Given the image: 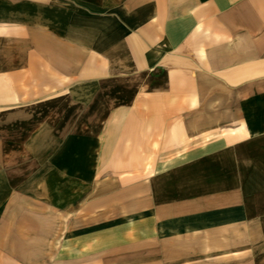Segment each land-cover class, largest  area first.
<instances>
[{
  "label": "crops",
  "instance_id": "crops-1",
  "mask_svg": "<svg viewBox=\"0 0 264 264\" xmlns=\"http://www.w3.org/2000/svg\"><path fill=\"white\" fill-rule=\"evenodd\" d=\"M0 264H264V0H0Z\"/></svg>",
  "mask_w": 264,
  "mask_h": 264
},
{
  "label": "rangeland",
  "instance_id": "rangeland-1",
  "mask_svg": "<svg viewBox=\"0 0 264 264\" xmlns=\"http://www.w3.org/2000/svg\"><path fill=\"white\" fill-rule=\"evenodd\" d=\"M48 261H49V263L52 262V260H48Z\"/></svg>",
  "mask_w": 264,
  "mask_h": 264
}]
</instances>
